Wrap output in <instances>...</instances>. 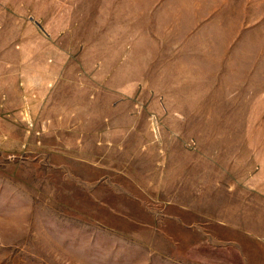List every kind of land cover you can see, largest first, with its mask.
<instances>
[{
  "label": "rangeland",
  "instance_id": "374dc122",
  "mask_svg": "<svg viewBox=\"0 0 264 264\" xmlns=\"http://www.w3.org/2000/svg\"><path fill=\"white\" fill-rule=\"evenodd\" d=\"M0 264H264V0H0Z\"/></svg>",
  "mask_w": 264,
  "mask_h": 264
}]
</instances>
